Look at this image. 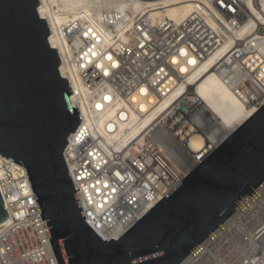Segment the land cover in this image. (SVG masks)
Wrapping results in <instances>:
<instances>
[{"label": "built area", "instance_id": "1", "mask_svg": "<svg viewBox=\"0 0 264 264\" xmlns=\"http://www.w3.org/2000/svg\"><path fill=\"white\" fill-rule=\"evenodd\" d=\"M198 3L200 11L178 22L152 20L128 6L103 9L100 22L112 32L109 43L98 41L101 34L90 21L67 30L68 62L78 69L63 70L57 49L60 73L73 91L70 102L82 119L64 158L85 221L104 240L122 236L227 137L211 143L221 119L187 82L202 62L228 45L214 70L244 106L258 110L264 104V0ZM87 51L106 70L84 66ZM150 97L156 101L148 105ZM169 97L157 117L122 147L108 142L105 136L116 131L110 123L128 122L131 110L146 117ZM142 104L148 105L146 112L140 111ZM108 109H115L112 122L102 126L104 136L99 131L94 136L93 126ZM198 135L204 145L192 153L191 139ZM164 152L184 161L178 167ZM0 192L9 212L0 225V264H59L24 165L1 154ZM231 216L179 264L193 256L192 264H264V185Z\"/></svg>", "mask_w": 264, "mask_h": 264}, {"label": "water", "instance_id": "2", "mask_svg": "<svg viewBox=\"0 0 264 264\" xmlns=\"http://www.w3.org/2000/svg\"><path fill=\"white\" fill-rule=\"evenodd\" d=\"M0 0V154L24 165L59 264H179L264 185V104L118 239L85 221L64 150L81 122L39 14ZM9 219L0 192V225Z\"/></svg>", "mask_w": 264, "mask_h": 264}, {"label": "bare ground", "instance_id": "3", "mask_svg": "<svg viewBox=\"0 0 264 264\" xmlns=\"http://www.w3.org/2000/svg\"><path fill=\"white\" fill-rule=\"evenodd\" d=\"M126 6L130 7L134 14L136 12L147 13L152 20H157L158 17L160 19L162 17H169L176 22L186 20L191 13L202 9L198 0H42L39 10L43 18L45 17L50 23L52 29L50 41L51 44L60 51L61 56L64 58L63 70L66 68L71 70L73 68H79L78 66H72L68 62L67 49L69 48V44L66 36L67 30L69 29L72 31L77 27V31L80 29V25H84L90 21L92 22V29H95L101 34L98 41L105 45L110 42L112 32L100 22L101 11L103 9L119 10ZM247 29L248 26H245L243 30L248 32ZM228 51V45H223L210 58L199 65L195 74L190 73L186 76L189 84H195L199 95L202 97L208 109L221 119L217 131L212 134L211 143L222 141L224 137L238 128L256 111V108L244 106L236 98L230 86L222 79L219 73L214 70L216 62L226 57ZM83 57L85 59L84 66L96 64L99 68H102V70H106L104 62L101 60L94 61L88 51L86 53L83 52ZM173 61L175 62L176 60L174 59ZM180 70L182 72H187L185 66L180 67ZM187 82L183 84L181 88L185 87V85L188 84ZM170 99L171 97L166 98L146 117H140L139 114L131 110L130 114H127V117L130 118L128 122L118 121V124L110 123L109 128L116 131L113 135L105 136L108 142L113 144L114 142L117 143L114 144L117 148L122 147L129 137L136 136L146 128V126L157 117L158 112L165 108ZM155 101L154 97H150L148 105ZM148 105L142 104L140 106V111L146 112ZM114 114L115 109L106 110L102 119L96 122V128L93 126L94 136L99 134L97 131L101 132L104 136L101 130L102 126L105 122H112ZM122 116L124 117V115ZM215 137H217V139H215ZM203 145L204 141L202 138H200L199 135L194 136L191 139L192 153H199ZM164 153L170 156L179 165L184 161V157L175 155L173 152ZM105 157L106 156H104V158ZM112 188L113 187H110L108 190L111 191ZM105 191V189H101L103 194H105ZM221 230L222 228L219 231ZM198 256L200 255L198 254L196 258ZM194 261L195 258L193 256L186 259L182 264H192Z\"/></svg>", "mask_w": 264, "mask_h": 264}, {"label": "rangeland", "instance_id": "4", "mask_svg": "<svg viewBox=\"0 0 264 264\" xmlns=\"http://www.w3.org/2000/svg\"><path fill=\"white\" fill-rule=\"evenodd\" d=\"M164 155L169 159V160H171L173 163H175L178 167H180V165L179 164H177L170 156H167L165 153H164Z\"/></svg>", "mask_w": 264, "mask_h": 264}]
</instances>
